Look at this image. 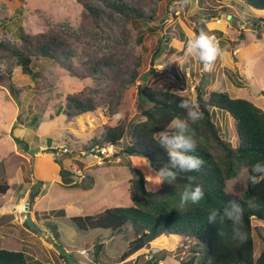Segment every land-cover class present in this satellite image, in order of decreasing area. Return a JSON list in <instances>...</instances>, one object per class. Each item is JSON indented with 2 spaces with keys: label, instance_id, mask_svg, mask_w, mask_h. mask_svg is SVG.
<instances>
[{
  "label": "rangeland",
  "instance_id": "374dc122",
  "mask_svg": "<svg viewBox=\"0 0 264 264\" xmlns=\"http://www.w3.org/2000/svg\"><path fill=\"white\" fill-rule=\"evenodd\" d=\"M130 1L149 10V13L154 10V19L136 20L115 30H103L83 22L82 6L77 0H0V40L16 44L21 27L31 33L55 30L72 43V54L66 60L69 65L107 53L113 54L118 61L110 75L83 78L70 75L64 67L65 62L35 60L34 70L48 78V82H44L41 77L24 74L13 56L0 52V71L11 76L4 85L0 84V136L4 137L0 140V159L6 168L5 175L10 169L15 172L16 168L11 166L19 164L22 166L20 177L25 174L29 178L31 168H34V162L22 165L21 158L15 153L16 137L13 136L12 141L7 138L9 130H14L13 118L20 116L23 110H36L28 119V126L43 135V143L48 139L49 146L59 151L69 147L67 144L62 146L64 143L74 147L75 151L70 146L72 152L63 156L55 153L56 158H70L77 169L88 166L85 179L73 173L72 180L67 182L66 177L64 183L76 181L74 186L53 185L37 204V209L45 214L34 219L37 229H29L25 224L27 210L33 211L35 206L28 200L35 184L20 208L0 212L1 246L24 251L30 264H147L149 261V264H180L181 258L189 253V246L195 239L163 235L152 241L150 247L120 260L129 245L124 234L114 235L102 228L79 230L70 220L74 215L96 214L110 207L132 205L129 187L133 165L141 167L146 179L155 182L156 178L150 176L154 172L145 159L122 152L127 136L118 143L114 154L103 158L102 162L93 154L80 155L84 150L82 147L102 131L99 127L112 124L119 118L133 121L141 116L139 84L167 87L193 99L201 91L206 95L214 90L227 91L233 97L249 99L264 109V20H257L259 24L253 23L254 19L264 18V11H255L241 0H190L183 8L174 7L175 0ZM225 7L227 10H223ZM210 12H216L217 16L203 24V19ZM233 14L236 19L229 18ZM196 29L214 37L222 49L223 54L211 70H205L194 57H185L187 40L196 33ZM137 47L140 48L139 54L136 53ZM159 47L161 54L153 59ZM136 71L135 85H128ZM10 80L21 90L20 102L11 95ZM84 88L95 92L100 107L77 117L76 139L72 135L74 132L70 133L73 122H68L64 115V100L69 93ZM213 112L219 128L236 145L238 137L233 118L219 109H213ZM17 149L22 150L23 147L18 144ZM50 151L55 152L54 149ZM117 151L119 156H115ZM84 159L87 160L83 162ZM1 176L0 186L7 182L4 175L3 178ZM247 176V168H244L239 175L227 181V191L232 197L242 196ZM21 182L24 184L23 180ZM47 187L45 183L44 188ZM73 200L79 204L68 206L67 203ZM2 201L0 198V205ZM49 206L59 211H46ZM48 222L58 227L59 236H54L46 226ZM253 223L262 222L254 218ZM98 244L100 248L96 250ZM256 247L257 250L261 247L258 240ZM96 251L100 253L99 257Z\"/></svg>",
  "mask_w": 264,
  "mask_h": 264
},
{
  "label": "trees",
  "instance_id": "16d2710c",
  "mask_svg": "<svg viewBox=\"0 0 264 264\" xmlns=\"http://www.w3.org/2000/svg\"><path fill=\"white\" fill-rule=\"evenodd\" d=\"M77 1L82 6L83 22L103 30H115L120 25L126 26L136 20H148L155 17L154 10L149 13V10L130 0ZM241 1L255 11H264V0ZM216 16V12H210L203 19V24ZM232 17L236 19L235 14ZM257 20H264V18L254 19L253 23L259 24ZM200 31L196 29V34ZM0 52H8L10 56H13L24 74L41 77L45 80L44 82H48V78L34 70L35 60L50 59L65 62L64 67L70 75L83 78L110 75L114 73L115 65L118 63L113 54L107 53L95 59L86 57L76 65H69L66 60L72 54V43L63 34L55 30L31 33L24 27L20 28L16 44L0 40ZM160 54L159 47L153 59ZM137 75L136 71L128 85H135ZM9 79H11L10 75L0 71L1 85ZM8 87L14 99L20 102L21 90L16 88L11 80ZM86 88L69 93L65 97L63 111L66 116L77 118L83 114L92 113L100 107V101L95 92H90ZM199 89L201 87H198ZM185 98L195 101L198 111L202 113V118L195 123L189 121L190 132L197 143L196 151L190 154L204 161L201 169L195 172L176 170L175 181L171 184L165 182L152 192L146 190L147 179L143 169L133 165L129 187L132 205L114 206L96 214L74 215L70 217V220L79 230L102 228L114 235L124 234L129 245L120 256V260H125L137 251L150 247L152 241L160 236L176 235L195 239V242L189 246L187 256L181 258L180 264H264V224H262L264 223V176L259 177L258 183L255 184L249 180L252 165L257 162L264 163V109L251 100L233 97L227 91L216 90L207 95L201 91L193 99L167 87L139 84L138 99L141 118L133 121L119 118L112 124L107 123L99 127L102 131H98L99 133L91 138L90 143L88 142L82 148L89 150L103 142L118 145L127 136L128 141L122 152L130 157L145 159L155 173L167 165L169 160L167 151L158 143V133L163 130L173 132L175 131L172 127L174 120L187 119L185 111L178 107L180 101ZM213 109L225 111L235 121L238 137L236 145L227 139L217 125ZM15 140L23 149L29 150L24 140L19 138ZM54 150V153L59 151ZM115 156H119L118 151ZM56 161L61 165L65 181V174H69V170L64 167L60 157H57ZM244 168H247L248 175L246 188L240 198H234L227 191V181L239 175ZM195 185L203 188V200L195 205L189 203L181 209L179 207L180 193L185 188ZM8 188L9 185L6 183L1 185L0 193L5 194ZM41 190L34 195L30 194V203H34ZM232 199L238 200L244 209L243 223L244 230L247 232V240L244 243L232 239L229 221L210 223L207 220L211 209L220 210L222 213L223 208ZM254 218L262 223L254 224ZM25 224L29 229H34L26 220ZM35 224L37 229L38 225ZM46 226L54 233V236H59L58 227L54 223L48 222ZM257 240L261 244L259 250L256 247ZM99 246L100 244L96 246V250L100 248ZM95 254L99 257L100 253L96 251ZM0 264H30V260L24 251L7 249L0 244Z\"/></svg>",
  "mask_w": 264,
  "mask_h": 264
},
{
  "label": "clouds",
  "instance_id": "9594fccd",
  "mask_svg": "<svg viewBox=\"0 0 264 264\" xmlns=\"http://www.w3.org/2000/svg\"><path fill=\"white\" fill-rule=\"evenodd\" d=\"M190 0H175L174 7H186ZM140 48H136V53L139 54ZM223 54L222 49L219 47L218 42L214 37L201 30L198 34L192 33L186 43L185 57H194L204 67L205 70H211L212 65ZM180 109L186 113L187 119H176L172 123L175 129L173 132L163 130L158 133L159 145L167 151L169 160L168 164L155 171V182L147 180L149 183L146 185L147 191H155L157 186L167 182L171 184L176 180L177 171L180 172H195L199 171L204 161L198 156L191 155L196 151L197 143L194 135L191 134L189 128V121L195 123L202 118V113L198 111V106L195 101L191 99H182L178 104ZM145 122L147 118L145 117ZM104 143V142H103ZM116 145V144H115ZM117 146V145H116ZM149 176V175H147ZM264 176V163L257 162L251 167V175L249 180L251 183H258V178ZM190 179H193L190 177ZM204 198V191L200 185L189 186L180 193L179 207L183 209L189 203L195 205L199 204ZM244 209L241 203L232 199L228 201L227 206L220 210L211 209L209 211L207 220L210 223L219 221L223 223L225 220L231 224L232 239L240 243L247 240V232L244 230Z\"/></svg>",
  "mask_w": 264,
  "mask_h": 264
},
{
  "label": "crops",
  "instance_id": "0c3cea01",
  "mask_svg": "<svg viewBox=\"0 0 264 264\" xmlns=\"http://www.w3.org/2000/svg\"><path fill=\"white\" fill-rule=\"evenodd\" d=\"M22 112V111H21ZM36 110L34 109V111L31 110H23V112L20 114L21 116H17L13 118V123H14V130H9V135L7 138H9V140H14L13 136H15L16 138H19L21 140H24L26 145H28V149L29 148H34L36 146H40L41 148H50V149H55V148H51V146H49V140L47 139L46 143H43L41 141V138L43 135H39L38 134V130H36L35 128L33 129V127L28 126V119L30 118V115L35 113ZM66 115V114H64ZM20 119V121H19ZM67 121H71L73 122V131H71L70 133H72L73 136H75V138L77 139L76 135L78 134V130L76 128V120L77 118H70L67 116ZM19 121V124L17 126H15V123ZM18 123V122H17ZM78 127V125H77ZM11 134V135H10ZM69 134V133H66ZM2 138L0 136V140H2ZM5 138V139H7ZM63 140L65 138H62ZM66 140V139H65ZM4 142V140L2 141ZM15 142V141H14ZM37 144V145H35ZM66 143L62 144V146H65ZM15 146V153L21 158V163L22 165L27 162H30L32 164V162H34V168H31V175L29 176V178L27 176H25V174L23 175V177L21 178V174H22V170L20 169L19 164L16 165H12L11 167H15L16 170L14 172L13 169L7 168V170H9V173L7 175H5V171L6 168L4 166V164L2 163L1 159H0V171L3 172L1 177L3 178V175L6 179V184L9 185L8 190L6 191L5 194L0 193V198L3 199L2 204L0 205V212L3 211H9L12 210L14 211L15 209L20 208L23 205V200L27 198L28 193L30 192V189L32 188V186L37 182V181H43L44 184L41 186L43 192L40 193V195H38L35 200L34 203V209L32 212V217L36 220L37 215L39 214H43L44 211H40L37 209V204L46 197L48 191L51 189V187H53V185H65V186H69L72 187L74 186L73 184L76 182H70L69 184L64 183V177L62 176V172H61V165L56 161V154L54 152H37L35 154H31L30 152H28V150H20L17 149L18 148V144L15 142L14 144ZM57 148V147H56ZM30 151V149H29ZM65 154V153H64ZM63 156V154H62ZM1 158V157H0ZM84 159L83 162H85ZM63 165L64 167L69 170V174H65V176L67 177V181H71V177L72 174L75 173L74 170L77 168V165H73L72 160L70 158H66L65 160H63ZM87 165L83 167V169L85 170V177H83V179L86 178V169H87ZM82 179V180H83ZM24 181V184L21 181ZM45 183H47V189L44 188ZM72 183V184H71ZM21 186H23V189L21 190ZM4 187L2 186V189ZM44 188V190H43ZM26 189V190H25ZM54 197H52L53 199ZM29 200V198H28ZM4 203V204H3ZM73 203L79 204V202L73 200L71 202H68L67 205H71ZM3 210V211H2ZM54 210H58L55 209L54 207L49 206L48 209L46 211L52 212ZM82 212H84L82 210ZM46 213V212H45ZM45 215V214H43Z\"/></svg>",
  "mask_w": 264,
  "mask_h": 264
},
{
  "label": "built area",
  "instance_id": "2783aa9c",
  "mask_svg": "<svg viewBox=\"0 0 264 264\" xmlns=\"http://www.w3.org/2000/svg\"><path fill=\"white\" fill-rule=\"evenodd\" d=\"M116 149V145L114 143H101L99 145H96L94 147H91L89 150L85 151H81L80 155L81 156H85V155H94L97 159H99L100 162H102L103 158H106L110 155L114 154V150ZM66 152H72L71 149H69V147H64L63 150L58 151L56 154L58 155H62L63 153ZM75 173L78 175V177H85V170L83 168L80 169H75L74 170ZM28 205V203H27Z\"/></svg>",
  "mask_w": 264,
  "mask_h": 264
},
{
  "label": "water",
  "instance_id": "95a60500",
  "mask_svg": "<svg viewBox=\"0 0 264 264\" xmlns=\"http://www.w3.org/2000/svg\"><path fill=\"white\" fill-rule=\"evenodd\" d=\"M229 18L231 19L232 18V15H229ZM50 150L51 149L48 148V147L47 148H41L40 146H37L35 148L30 149V153L31 154H35L37 152H50ZM43 184H44L43 181L36 182L35 185L33 186V189L31 191V194H33V195L36 194L40 190V188H41V186ZM26 221L29 223L30 227H32L34 229L37 227L36 224H35V222H34V218L32 217L31 210H27V212H26ZM62 252L65 253L64 250Z\"/></svg>",
  "mask_w": 264,
  "mask_h": 264
},
{
  "label": "flooded vegetation",
  "instance_id": "af4514ba",
  "mask_svg": "<svg viewBox=\"0 0 264 264\" xmlns=\"http://www.w3.org/2000/svg\"><path fill=\"white\" fill-rule=\"evenodd\" d=\"M38 182V181H37ZM40 190H41V188H40Z\"/></svg>",
  "mask_w": 264,
  "mask_h": 264
}]
</instances>
